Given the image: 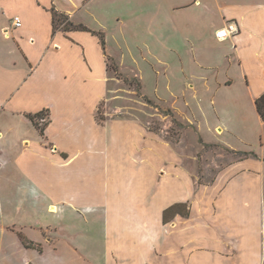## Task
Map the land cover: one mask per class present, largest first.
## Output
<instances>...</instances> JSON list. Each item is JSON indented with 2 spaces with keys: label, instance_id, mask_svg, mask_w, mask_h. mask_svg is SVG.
Wrapping results in <instances>:
<instances>
[{
  "label": "crops",
  "instance_id": "0c3cea01",
  "mask_svg": "<svg viewBox=\"0 0 264 264\" xmlns=\"http://www.w3.org/2000/svg\"><path fill=\"white\" fill-rule=\"evenodd\" d=\"M90 1L0 0V264H264L263 120L257 113V158H237L245 160L195 188L184 158L136 119H99L105 57L90 62L89 46L65 43L78 32L55 31L52 14L83 23ZM214 2V36L229 21L239 26L218 40L230 70L217 83H241L255 102L264 92V0ZM90 77L92 93L82 83ZM43 111L42 135L28 116ZM186 207L188 215L177 211Z\"/></svg>",
  "mask_w": 264,
  "mask_h": 264
},
{
  "label": "rangeland",
  "instance_id": "374dc122",
  "mask_svg": "<svg viewBox=\"0 0 264 264\" xmlns=\"http://www.w3.org/2000/svg\"><path fill=\"white\" fill-rule=\"evenodd\" d=\"M201 1L197 5L195 0H91L81 11L84 22L73 24L104 33L105 50L92 33L69 30L78 32L76 39L65 37L69 45L89 46L90 62L102 63L105 57L109 66L98 89L99 119H136L156 141L184 158L195 188L213 182L229 163L245 160L237 159L245 158V153L256 155L251 150L260 146L263 135L255 102L244 86L217 83L230 70L224 59L226 47L214 36L213 26L222 25V9L215 0ZM233 1L238 0H228ZM210 15L211 20L206 17ZM65 20L58 19L56 30L69 32L64 30L69 18ZM82 83L94 91L92 78ZM94 103L91 100L90 110ZM47 121L39 120L41 127ZM216 127L225 128L224 133ZM224 139L237 152L221 144ZM261 176L264 179V172ZM177 211L187 213V207Z\"/></svg>",
  "mask_w": 264,
  "mask_h": 264
},
{
  "label": "trees",
  "instance_id": "16d2710c",
  "mask_svg": "<svg viewBox=\"0 0 264 264\" xmlns=\"http://www.w3.org/2000/svg\"><path fill=\"white\" fill-rule=\"evenodd\" d=\"M52 14H53V19H54V30L56 31V29H57L56 28V22L58 21V19H63V21H66L65 19L68 20V17L64 14L59 13L55 8L52 9ZM67 26L68 27L64 30H67V31H69V30H77L78 31L79 30V31H84V32H90L93 35L98 36L100 39L101 45H102L103 49L105 50L106 41H105L104 33L92 31L84 25H74L70 21L67 22ZM113 69L115 72H117L116 64H115V67ZM255 107H256L257 113L259 114V116L261 117V119L264 122V92L255 100ZM28 117L33 122V124L37 127V129L40 131V133L43 135L45 126L48 124V121L45 122V125L43 127H41L42 125H40L39 120L46 118L45 111L40 112L36 115H29ZM244 155L246 157L247 156H253V157L257 158V156L252 154V153H245ZM185 214L186 215L189 214L188 208H187V213H185ZM22 240H23L26 247H28V248H34L35 247L32 243L25 241V239L22 238Z\"/></svg>",
  "mask_w": 264,
  "mask_h": 264
},
{
  "label": "built area",
  "instance_id": "2783aa9c",
  "mask_svg": "<svg viewBox=\"0 0 264 264\" xmlns=\"http://www.w3.org/2000/svg\"><path fill=\"white\" fill-rule=\"evenodd\" d=\"M13 25L15 28H19L22 25L21 18L16 16L13 18ZM239 33V26L236 22L229 21L226 26L217 31L216 36L220 41H225L230 39L233 35ZM46 119V118H45ZM45 119H41V123L45 121Z\"/></svg>",
  "mask_w": 264,
  "mask_h": 264
}]
</instances>
